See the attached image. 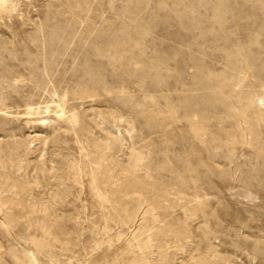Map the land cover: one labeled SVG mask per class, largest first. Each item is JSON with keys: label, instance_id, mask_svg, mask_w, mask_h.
Wrapping results in <instances>:
<instances>
[{"label": "rangeland", "instance_id": "374dc122", "mask_svg": "<svg viewBox=\"0 0 264 264\" xmlns=\"http://www.w3.org/2000/svg\"><path fill=\"white\" fill-rule=\"evenodd\" d=\"M25 181L68 200L53 237L0 204L2 264H264V0L0 2V193Z\"/></svg>", "mask_w": 264, "mask_h": 264}, {"label": "bare ground", "instance_id": "6f19581e", "mask_svg": "<svg viewBox=\"0 0 264 264\" xmlns=\"http://www.w3.org/2000/svg\"><path fill=\"white\" fill-rule=\"evenodd\" d=\"M13 1V0H12ZM0 2H1V4H4L5 2H6V0H0ZM16 4V3H15ZM13 5H14V3H13ZM80 5V4H79ZM12 6V5H11ZM15 6V5H14ZM2 7V6H1ZM14 8V7H13ZM12 8V9H13ZM7 9H10V7H7ZM11 10V9H10ZM14 10V9H13ZM12 10V11H13ZM10 12V11H9ZM75 20V19H74ZM225 46V45H224ZM224 49V48H223ZM190 50V49H189ZM235 53V52H234ZM236 55V54H235ZM208 57V56H207ZM232 57V56H231ZM243 57V56H242ZM244 58H246V56L244 57ZM247 59V58H246ZM237 61V60H236ZM249 64V63H248ZM217 65V64H216ZM218 68V67H217ZM245 68V67H244ZM234 69H236V68H234ZM226 70V69H225ZM228 70V69H227ZM236 71V70H235ZM234 71V72H235ZM240 72L238 73V70L236 71L238 74H236V76L237 75H239V74H241L242 75V73H241V71H243V69L242 70H239ZM198 72V71H197ZM209 72V71H208ZM214 72V71H213ZM232 73V75L231 76H226V78L225 79H227L228 80V78L227 77H230L231 79L229 80L231 83H232V81L233 80H235V79H233V75L235 76V73ZM199 73V72H198ZM197 73V74H198ZM247 73V72H246ZM246 73H245V75H246ZM227 74V73H226ZM207 76V75H206ZM210 77V76H209ZM219 77V76H218ZM239 77V76H238ZM193 78V77H192ZM220 78H222V75H221V77ZM220 78H218L217 79V81H219V80H222V79H220ZM236 78V77H235ZM246 78V77H245ZM214 79V78H213ZM213 79H211V80H213ZM225 79H224V81L222 82L223 84H224V82H225ZM238 78H236V80H237ZM244 79V78H243ZM247 79V78H246ZM245 79V80H246ZM206 80V79H205ZM244 80V81H245ZM214 81H216V79L214 80ZM213 81V82H214ZM229 81H226L225 82V84L227 85V82H229ZM242 81V80H241ZM244 81H243V83H244ZM238 81H236V83H237ZM221 83V84H222ZM234 83V85H236V83L235 82H233ZM240 83V82H239ZM188 84V83H187ZM191 84V83H190ZM192 84H194V83H192ZM241 85H242V83H240ZM240 84H239V86H240ZM200 85V84H199ZM214 83L212 84V87L211 88H213L214 89ZM226 85H225V87H226ZM220 86H222V85H220ZM220 86L218 87V88H220ZM233 86V85H232ZM230 87V88H233V87ZM242 87V86H241ZM186 89H187V87H185ZM215 88H216V86H215ZM228 88V87H227ZM230 88H228L229 89V91H230ZM236 88H238V87H235V89ZM185 89V90H186ZM223 89H224V87H223ZM234 89V88H233ZM240 89V88H239ZM239 89H238V91H239ZM242 89V88H241ZM210 90V89H209ZM237 90V89H236ZM181 91V90H180ZM191 91H194V90H191ZM196 91V90H195ZM198 91V90H197ZM212 91V90H211ZM216 91H218V94H220V92L221 91H219L218 89H216ZM216 91H215V93H216ZM223 91H225V89L223 90ZM233 91V90H232ZM235 91V90H234ZM241 91V90H240ZM244 91V90H243ZM227 92H228V90H227ZM231 92V91H230ZM222 93V92H221ZM228 94V93H227ZM231 94H233V93H231ZM204 95V94H203ZM221 95V94H220ZM222 95H224L223 93H222ZM229 95V94H228ZM236 95V94H235ZM234 95V96H235ZM238 95V94H237ZM192 96V95H191ZM218 96V95H217ZM225 96H226V94H225ZM230 96V95H229ZM228 96V97H229ZM201 97V96H200ZM222 97V96H221ZM227 97V96H226ZM226 97H225V99H226ZM231 97H233V95H231ZM234 98V97H233ZM241 99V97H238V99ZM187 99V98H186ZM217 99L218 98H216V101H217ZM228 99H230V97L228 98ZM235 99H236V96H235ZM238 99H236V100H238ZM222 100V99H221ZM230 101V105H228V107L225 105V107H226V110H224V109H222V111L224 110V111H231L232 110V108L230 109V110H228V108H229V106H231L232 104V102L231 101H233V99L232 100H229ZM239 101L240 100H238V102L237 103H239ZM184 102V101H183ZM236 102L234 101V104H233V107L235 106V104H236ZM242 102H244V101H242ZM178 103V102H177ZM182 103V102H181ZM184 104V106H185V104H186V102H184L183 103ZM182 104V105H183ZM223 104V103H222ZM244 104V103H243ZM242 104V105H243ZM177 105V104H176ZM181 105V107H184V106H182ZM187 105V104H186ZM232 107V106H231ZM186 108H187V112H188V106H186ZM175 109V108H174ZM234 109V108H233ZM60 110V109H59ZM58 110V111H59ZM179 110H180V108H179ZM182 110V109H181ZM197 110V109H196ZM213 110V109H212ZM220 111H221V109H219ZM244 110H245V108H244ZM190 111V110H189ZM193 111H195V110H193ZM193 111H191L192 113H193ZM205 111H207V110H205ZM211 111V110H210ZM221 111V112H222ZM197 112V111H196ZM209 112V111H208ZM220 112V113H221ZM233 112V111H232ZM173 113H174V111H173ZM189 113V112H188ZM187 113V114H188ZM195 113V112H194ZM193 113V114H194ZM225 113V112H224ZM64 114H65V112H64ZM204 114H205V112H204ZM213 114H214V112H213ZM60 115V114H59ZM73 115V114H72ZM175 116H176V114H174ZM178 115H179V112H178ZM191 115V114H190ZM200 115H201V113H200ZM207 114H205V116H206ZM208 115H209V113H208ZM208 115H207V118H208ZM214 115H216V114H214ZM239 115V113L237 114V116ZM247 115V114H246ZM249 115V114H248ZM74 116V115H73ZM72 116V117H73ZM196 116H197V114H196ZM195 116V117H196ZM213 116V115H212ZM212 116H210V117H212ZM219 117H220V115H218ZM223 116V115H222ZM222 116H221V118H222ZM234 116H236V115H234ZM75 117V116H74ZM73 117V118H74ZM188 117H189V114H188ZM191 117V116H190ZM192 117L194 118V115H192ZM214 117V116H213ZM212 117V118H213ZM218 117V118H219ZM73 118H71V120L73 119ZM197 118V117H196ZM205 119V117H202V119ZM216 118V117H215ZM220 118V119H221ZM227 118H229V116L227 117ZM234 118V117H233ZM232 118V119H233ZM241 118H242V116H241ZM243 118H244V116H243ZM63 119V118H62ZM78 119V118H77ZM183 119H185V117L183 116ZM190 119V118H189ZM203 119V120H204ZM209 119V118H208ZM231 119V118H230ZM65 120V119H64ZM70 120V119H69ZM68 120V121H69ZM70 120V121H71ZM222 120V119H221ZM235 120H236V118H235ZM237 120H238V118H237ZM246 120V119H245ZM67 121V122H68ZM188 121V120H187ZM196 121V120H195ZM207 121V120H206ZM211 121V120H210ZM213 121V120H212ZM248 121V120H247ZM74 122H75V119H74ZM78 122H79V120H78ZM200 122V121H199ZM224 122V121H223ZM230 122V121H229ZM232 122V121H231ZM237 122H239V121H237ZM248 122H250V121H248ZM190 123V122H189ZM188 123V124H189ZM194 123V122H193ZM195 123H197V121L195 122ZM214 123H217V122H214ZM247 123V122H246ZM187 124V123H186ZM202 124V123H201ZM198 125H199V123H198ZM204 125V124H203ZM215 125V124H214ZM221 125V124H220ZM243 125V124H242ZM250 125V124H249ZM77 126V125H76ZM75 125H74V127H76ZM189 126H190V124H189ZM192 126V125H191ZM208 126H211V125H208ZM207 126V129H209L210 127H208ZM215 126H217V125H215ZM221 126H223V128H224V125H221ZM204 127H205V125H204ZM219 127V126H218ZM238 128H237V130L240 128L239 126H237ZM242 127V126H241ZM249 126H245V129H247ZM251 128H252V126H250ZM213 128H215V127H213ZM221 128V127H220ZM251 128H249L250 129V131L252 130ZM216 129V128H215ZM222 129V128H221ZM228 129V128H227ZM244 129V130H245ZM249 129H247V131L249 132ZM210 130V129H209ZM222 130H224V129H222ZM240 130V129H239ZM238 130V131H239ZM217 131V130H216ZM232 131H234V130H232ZM241 131H243V129H241ZM211 132V131H210ZM215 132V131H214ZM240 132V131H239ZM194 133V136H195V132H193ZM208 133V132H207ZM212 133V132H211ZM221 133H222V131H221ZM235 133H238V132H235ZM245 134H246V136H245V138L247 137V132L245 131L244 132ZM252 133V131L250 132V135H253V134H251ZM254 133V132H253ZM213 134V133H212ZM240 134H241V136H243L242 135V132H240ZM239 134V135H240ZM210 135V134H209ZM217 135H218V132H217ZM216 134H214V136H216V138L218 139V136H217ZM237 135V134H236ZM208 136V135H207ZM238 136V135H237ZM196 137V136H195ZM251 137V136H250ZM253 137V136H252ZM199 138H200V136H199ZM231 138V137H230ZM237 139H238V137H236ZM242 138V137H241ZM197 139H198V137H197ZM209 139V138H208ZM211 139H212V136H211ZM214 139V138H213ZM234 139V138H233ZM233 139H229L230 141H229V143L231 142V140H233ZM237 139H235V141L237 140ZM240 139V138H239ZM243 139V138H242ZM247 139V138H246ZM250 139V138H249ZM206 140V139H205ZM220 140V139H219ZM228 140V139H227ZM241 140V139H240ZM244 140V139H243ZM207 141V140H206ZM210 141V140H209ZM220 141H222V140H220ZM45 142V141H44ZM228 143V144H229ZM251 143V142H250ZM249 143V144H250ZM182 144V143H181ZM46 145V144H45ZM184 145H186V144H184ZM188 145V144H187ZM210 145V148H212L211 147V145L213 146V148H214V146H215V144L213 145V144H209ZM28 148V147H27ZM180 146L178 147V150L177 151H179L180 149ZM191 149V148H190ZM215 150V149H214ZM20 151V150H19ZM182 151V150H181ZM190 155V154H189ZM141 156V155H140ZM180 156V155H179ZM192 157H193V155H192ZM143 158H144V156H143ZM142 158V159H143ZM182 159H184V158H182ZM138 160V159H137ZM191 160V159H190ZM186 161H188V159L186 160ZM192 161V160H191ZM138 162V161H137ZM140 162H141V159H140ZM143 162H144V160H143ZM143 162H142V164H143ZM74 164V163H73ZM138 164V163H137ZM139 165V164H138ZM76 166V165H75ZM137 166V165H136ZM140 167H142V166H140ZM71 169H72V167H70ZM139 168V167H138ZM138 168H137V171H138ZM76 170H77V168H75ZM133 169V168H132ZM139 169H142V168H139ZM72 171H74V170H72ZM69 172L71 173V171H70V169H69ZM79 171H78V175H79ZM135 173H138V172H135ZM20 175H22V174H20ZM76 175H77V173H76ZM76 175H74L75 177H77ZM32 177V176H31ZM97 177V176H96ZM95 177V178H96ZM151 177V176H150ZM193 177V176H192ZM30 178V177H29ZM152 178V177H151ZM191 178V177H190ZM194 179V178H193ZM151 180V179H150ZM192 180V179H191ZM71 181V180H70ZM94 181V180H93ZM97 182V181H96ZM61 183H63V182H61ZM95 183V182H94ZM119 184H121L120 182H119ZM19 185V187L21 188V189H19L18 191H15V192H12L11 193V195H3V194H1L0 193V204H1V208H3V207H5L6 208V210L9 212V214L10 215H12V217H10V218H12L13 220H15V218L16 217H18V218H20V219H24V222L25 223H28L29 225H28V227H27V229L28 230H30L32 227H36V224H33L32 225V220H36L35 222H37V224H38V227H36L37 228V230H38V228H39V230H40V232H41V230L44 232V234L45 235H47V236H51L52 235V237L54 236L53 235V233H51L52 231H49V228H47V222H49L50 223V225L51 226H54L55 225V222H54V218H53V216H51L52 214H53V212L52 211H54V213H56V209H58L59 207L57 206V205H53V207L51 206L52 204H50V202L52 201V200H55V201H57V200H60L61 202L62 201H65V199H66V195L65 196H59V195H55V194H52V193H50L51 195H48V193H47V195L46 194H42V196H36L34 193H33V191H32V185L28 182V181H25V182H22V183H19L18 184ZM117 185V184H116ZM17 186V184H15L14 185V188ZM113 186H115V185H113ZM63 187V186H62ZM116 187V186H115ZM120 188H121V186H119ZM180 187V186H179ZM38 188V187H37ZM43 188V187H42ZM171 188V187H170ZM18 189V188H17ZM39 189V188H38ZM168 189V188H167ZM5 190V189H4ZM16 190V189H15ZM101 189H99L98 191H100ZM173 190V189H172ZM55 191V190H54ZM59 191V190H58ZM98 191H96V192H98ZM105 191V190H104ZM178 191V190H177ZM53 192V191H52ZM103 193V192H102ZM107 194V192L105 193V194H100V192H98L97 193V195L96 194H93L92 196L94 197V199H95V197H98V198H96L97 199V201H98V199H99V201H105V202H108V203H111L113 200H115V199H113L110 195H106ZM39 195H41V194H39ZM117 196V194L115 195V197ZM135 196V195H134ZM130 197V196H129ZM128 197V198H129ZM61 198V199H60ZM131 198H132V195H131ZM131 198H129V200L131 199ZM144 198V197H143ZM141 196H140V200L141 199H143ZM4 199H6V200H4ZM145 199V198H144ZM177 199V198H176ZM68 199H66V201H67ZM132 200V199H131ZM182 200V199H181ZM180 200V201H181ZM142 201V200H141ZM185 202V201H184ZM190 202V201H189ZM132 203V202H131ZM135 203V202H134ZM180 203V202H179ZM54 204V203H53ZM56 204V203H55ZM66 204V203H65ZM105 204V203H104ZM112 204H114V203H112ZM136 204V203H135ZM138 204V203H137ZM136 204V206H138ZM140 204H141V202H140ZM144 204V203H143ZM190 204V203H189ZM192 205V204H191ZM194 205V204H193ZM67 207L66 208H69V204H67L66 205ZM105 207H107L108 209H109V213L107 212V211H105V212H107V213H104L103 214V217H107V220L111 217V215H112V208L110 207L111 205H107V203L104 205ZM58 207V208H57ZM63 207H64V205H63ZM91 207V206H90ZM130 207V206H129ZM141 207V206H140ZM4 208V209H5ZM65 207H64V209H66ZM136 208V207H135ZM51 209H53L52 211H51ZM130 209V208H129ZM153 209V208H152ZM67 210V209H66ZM125 212H124V214H126V216H124V217H122V218H119V221L123 224V225H126V224H128V218L129 217H132L133 215H132V212H130L129 210H128V208H127V206L125 207ZM196 210V209H195ZM175 211V210H174ZM60 212V211H59ZM98 212V211H97ZM96 212V213H97ZM6 213V212H5ZM62 213V212H61ZM135 213V212H134ZM148 213V212H147ZM157 213V212H156ZM98 214V213H97ZM60 215V214H59ZM192 215V214H191ZM196 215V214H195ZM136 217H138V215L136 216ZM188 217V216H187ZM192 217V216H191ZM6 218H7V216H6ZM43 218H46V219H43ZM7 219H9V216H8V218ZM143 219H145L144 217H143ZM6 220V219H5ZM106 220V222H105V225H104V228L102 229V236H101V241L100 242H98L97 241V236H98V234H100V232H98V231H93V230H91V232L94 234L93 236H91V240L94 242L95 241V244L98 246V248H103L104 249V254L106 255V257L108 256V257H111V256H113L112 254H114V251H115V249H116V243L114 244V236L111 234V233H114L113 231L111 232V230H112V224H109L108 223V221ZM8 221H10V220H8ZM18 222H20V221H18ZM91 222V221H90ZM94 222V224L92 223V225H94V226H97V222H96V220H94L93 221ZM113 221H111V223H112ZM150 222V221H149ZM103 223V222H102ZM131 223V222H130ZM151 223V222H150ZM181 223H184V222H181ZM114 224V223H113ZM142 224L143 225H145L144 223H143V221H142ZM153 224V223H152ZM158 224V223H157ZM188 224V223H187ZM117 226L118 227V225L117 224H114V226ZM143 225H142V227H143ZM181 225V224H180ZM119 226H120V224H119ZM122 226V225H121ZM149 226V225H148ZM116 227V228H117ZM127 227V226H126ZM101 228V227H100ZM119 228V227H118ZM124 229H125V227H123ZM150 229L151 228H153V225L152 226H150L149 227ZM148 228V229H149ZM155 228H156V226H155ZM94 229H95V227H94ZM100 231H101V229H99ZM121 230V229H120ZM123 230V229H122ZM127 230V229H126ZM54 231V230H53ZM34 232L36 233V231L34 230ZM83 232V231H82ZM138 232H140V231H138ZM153 233H154V231H153V229H151V230H149L148 231V241H147V245L146 246H150V240H151V242H152V237H153ZM137 234V233H136ZM135 234V235H136ZM35 235V234H34ZM101 235V234H100ZM106 235H107V237H108V239H106ZM128 235V234H127ZM171 235V234H170ZM36 236V235H35ZM115 236H119V235H115ZM140 236L141 235H139V239L138 240H140ZM146 236H147V234H146ZM174 236V235H173ZM126 237V236H125ZM144 238V237H143ZM35 239V238H34ZM124 239V238H123ZM181 239V238H180ZM98 240H99V238H98ZM183 240V239H182ZM124 241V240H123ZM185 241V240H184ZM34 242H35V240H34ZM126 242V241H125ZM125 242H123V243H125ZM84 243V242H83ZM122 242L120 243V245L121 244H123ZM146 242H144V244H145ZM31 244V243H30ZM183 244V243H182ZM130 246H133L134 244L130 241V244H129ZM142 245V244H141ZM3 245L2 244H0V248L2 247ZM47 246H53L52 245V243H49ZM136 246H138V245H136ZM96 247V246H95ZM127 247V246H126ZM138 247H140V246H138ZM142 247H144V245L142 246ZM141 247V248H142ZM28 248H30V247H28L27 246V244H26V246L24 247V255H27V258H28V260L24 263V264H36L37 263V259L35 258V256H34V253H32V250H30V251H28L27 249ZM121 248V247H120ZM145 248V247H144ZM110 249V251H109V253H107V250H109ZM101 251V250H100ZM128 251V250H127ZM135 251V250H134ZM1 255H2V253H0ZM22 254V255H23ZM131 254V253H130ZM12 255V254H11ZM10 255V256H11ZM18 255V254H17ZM12 257H14V256H12ZM204 257V256H203ZM20 259H21V257H20ZM19 258H17V264H20V262H21V260H20ZM111 260V259H110ZM108 261H109V259L108 258H106L105 260H104V263H108ZM112 261H114V259L112 260ZM86 262V261H85ZM91 263V262H90ZM115 264H117L116 262H114ZM0 264H2L1 263V261H0ZM82 264H83V262H82ZM89 264V263H88Z\"/></svg>", "mask_w": 264, "mask_h": 264}]
</instances>
